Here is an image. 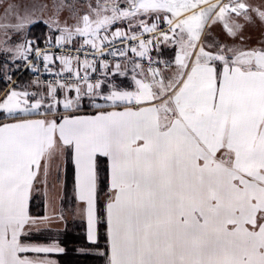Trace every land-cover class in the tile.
<instances>
[{"label":"crops","instance_id":"crops-1","mask_svg":"<svg viewBox=\"0 0 264 264\" xmlns=\"http://www.w3.org/2000/svg\"><path fill=\"white\" fill-rule=\"evenodd\" d=\"M214 4L207 0L179 14L161 2L124 8L126 14L104 27L97 44L141 32H156L158 43L140 44L128 57L98 67L99 84L68 88L72 93L80 89L84 101L74 109L52 110L46 103L47 110L14 111L10 100L18 102L16 95L37 96L41 106L50 98H42V90L49 96L70 93L67 87L33 88L23 75L27 52L22 63L0 55V84L8 83L0 91V115L8 117L0 121V264H60L66 248L58 240L23 237L57 235L82 222L87 240L94 243L102 221L104 264H148L150 259L155 264H264V43L241 44L246 32L231 39L220 29L213 31ZM104 8L119 10L117 5ZM207 8L199 33L185 25L186 17ZM245 17V30L257 31L259 20ZM39 23L48 25L33 22L30 42L29 30ZM163 26L169 32L161 31ZM52 42L48 29L41 46ZM53 64L85 68L61 59ZM157 65L160 74L152 72ZM98 99L104 103L90 106ZM94 116L106 121L95 126L88 121ZM66 122L85 125L73 131ZM100 156L107 157L109 170L101 196ZM46 158L55 164L52 171L35 169ZM67 164L73 168L71 182ZM153 195L157 202L146 198ZM31 204L43 214L30 215ZM152 209L159 213L149 222ZM214 221L217 227L211 226ZM156 227L160 235L151 232ZM195 229L198 235L202 231L208 250L192 245L189 253L184 244L193 240L189 232ZM160 236L164 244L177 238L178 251L147 252ZM217 236L227 242L225 254L219 253ZM141 244L146 246L141 249Z\"/></svg>","mask_w":264,"mask_h":264},{"label":"rangeland","instance_id":"rangeland-1","mask_svg":"<svg viewBox=\"0 0 264 264\" xmlns=\"http://www.w3.org/2000/svg\"><path fill=\"white\" fill-rule=\"evenodd\" d=\"M110 1V0H109ZM113 2H120L123 0H111ZM131 1V0H126ZM151 1L153 3L154 0H146V2ZM160 1L162 4H169V7L176 12V14H179V12H183L184 10L190 9L191 7H195L200 3H204L207 0H156V2ZM145 2V1H144ZM213 9V7L211 6ZM211 9V10H212ZM112 11V14H108L105 11ZM208 8L202 9L199 11V13L192 17H186L184 19L185 25H193V27L196 29L195 33H199V31L202 28L203 24V15L207 13ZM127 10L124 8H119L118 11L112 10V8H104L100 3L97 2V0H0V55L5 56L7 58H15V60H18L19 62H23V57L25 52L28 50V44L30 43V40L27 36L28 28L29 26L36 21H44L47 23V27L49 29V32L51 33L53 40H60V39H68L72 38L74 36H84L87 33H90L93 35L94 40L97 41L101 35L104 34V27H108L110 23H112L113 19L117 18L116 16L121 15L124 16L126 14ZM104 13V14H103ZM172 14V13H171ZM112 15V17H110ZM174 15V14H172ZM106 30V28H105ZM181 33H183L181 31ZM166 34L162 36L163 39H166ZM161 38V39H162ZM171 41L174 39V34L169 37ZM157 38H151L149 41V45L153 43H158L156 41ZM194 41V40H193ZM193 41L190 42V44L193 45ZM264 43V41H263ZM231 50H236L235 46H228ZM189 53L187 51L182 52L183 60H186L188 58ZM13 60V59H12ZM152 71V69H150ZM159 73V65L156 66L154 71ZM154 74V73H153ZM26 76V75H25ZM27 77V76H26ZM29 78V77H28ZM1 85V84H0ZM92 86L95 84H91ZM97 85V83H96ZM24 88V86H21ZM33 87V85H32ZM97 87V86H94ZM66 89V88H65ZM68 93L70 94H56L49 96L46 91H41V97L42 98H48L44 101L42 100L41 106H40V99L37 97H31V99L28 98L27 95L23 96H17L15 99L18 102H15L14 100H10V103L12 101L15 103L14 111H20V112H35L38 110L46 109L45 107L46 103L51 105L52 110L57 109H68V108H76L78 106H81L82 99L81 92L79 89V92H71L72 90L66 89ZM27 94H32L33 92L30 90H26ZM33 100H37L35 103ZM91 105H99L104 103L101 99L91 101ZM106 104V103H105ZM57 112V111H56ZM59 112V111H58ZM8 118L6 116L0 115V121L3 119ZM93 125H98L101 123V125L106 121V118L104 116H94L93 118H89ZM111 121V117H110ZM66 126H70V129L74 131V129H80L81 126L85 125L84 122H66ZM75 126H77L75 128ZM81 133V132H80ZM84 139H81V146ZM80 146V148H81ZM153 150V149H152ZM48 161L44 164H36V168H45L48 172L52 171V168L55 166L54 163H51L50 158H46ZM45 160V161H46ZM39 161V160H38ZM68 168V169H67ZM69 169H73L71 164H67L65 166L66 174H68V177L70 175ZM71 188H73L70 185ZM154 196V195H153ZM148 200H153V202H157L159 197H146ZM159 212L152 209V211L147 212L149 222L150 220H156L157 214ZM146 214V213H145ZM154 218V219H153ZM259 218V217H258ZM169 220V219H168ZM261 218L258 219L260 221ZM171 221V220H169ZM215 222V221H214ZM222 222V220H221ZM170 222H168V225ZM211 226L217 227V223L215 222ZM203 227V225H201ZM227 228H231V226L228 225ZM222 229H224V224L222 226ZM154 230L155 233L160 235V228L156 227L151 230V232ZM150 231V230H149ZM173 232H176V229H174ZM190 239L188 240L189 243L185 242L184 247L187 252L192 253L193 247L196 246L198 251L202 250H208V242L203 243V238L201 239V233H197V230L195 229L192 232H189ZM165 238V237H163ZM163 238L160 236L159 242L154 241L149 245L147 252H153L154 255H158L160 253L164 252H177L179 249V246L176 243V240L173 241L170 239V242L167 244L161 243V239ZM218 240H222L219 236H217ZM157 239V240H158ZM12 240V237H9V241ZM202 241V245H201ZM173 242V243H172ZM227 242L224 241V238L222 241L218 242V250L219 253L225 254L227 249ZM182 245V244H181ZM193 245V247H192ZM146 245L141 244L140 248H144ZM148 246V245H147ZM145 248V249H147ZM211 251L216 252L214 249V246L211 245L210 247ZM152 256L148 253V258H151ZM154 257V256H153ZM141 260H138L137 262H140ZM143 261V260H142ZM170 261V260H169ZM145 263V260L143 261ZM155 262H160V260H155ZM148 264H155L154 260H148L146 261ZM223 264H227L225 260H222ZM159 264V263H158ZM187 264V263H186Z\"/></svg>","mask_w":264,"mask_h":264},{"label":"built area","instance_id":"built-area-1","mask_svg":"<svg viewBox=\"0 0 264 264\" xmlns=\"http://www.w3.org/2000/svg\"><path fill=\"white\" fill-rule=\"evenodd\" d=\"M164 30L168 29L164 28ZM150 37L151 34L142 33L138 37L97 46L92 36L88 34L79 44L71 41L49 43L43 47L31 44L28 49L26 67L29 69L34 87L76 86L85 79L97 82L100 79L94 68L87 74L83 70L75 72L71 69H57L54 68L53 63L56 60L65 59L68 62H81L89 66H106L126 57L139 42L147 43Z\"/></svg>","mask_w":264,"mask_h":264},{"label":"trees","instance_id":"trees-1","mask_svg":"<svg viewBox=\"0 0 264 264\" xmlns=\"http://www.w3.org/2000/svg\"><path fill=\"white\" fill-rule=\"evenodd\" d=\"M48 34V28L42 23L34 24L29 30V37L34 39L39 45H43ZM23 75L30 77L28 71H25ZM8 83L4 82L0 85V91L7 87ZM68 169V168H67ZM99 173V186L100 196L102 192L107 191L108 187V160L105 156L98 158L97 165ZM71 170V169H69ZM73 175V169L70 171V181ZM101 205V201H98ZM29 214L32 216H40L43 211L39 210V207L35 204H31ZM100 234L97 242H90L87 240L84 224L82 222H74L71 230L67 229L64 232L57 235L41 233H33L23 237L24 240L30 242H48L50 240H58L66 248V252L59 256L60 264H104L106 254L99 253L101 249L107 251V235H106V222L102 221L99 226ZM86 249L85 252H80V249Z\"/></svg>","mask_w":264,"mask_h":264},{"label":"flooded vegetation","instance_id":"flooded-vegetation-1","mask_svg":"<svg viewBox=\"0 0 264 264\" xmlns=\"http://www.w3.org/2000/svg\"><path fill=\"white\" fill-rule=\"evenodd\" d=\"M145 1V2H144ZM102 6H116L119 8L129 9L131 7H138L144 3H151L146 0H131V1H118V3L109 0H97ZM154 4H159L160 1H153ZM214 17L212 20L211 29L220 33V30L230 38H236L237 32H246L240 36L241 44L258 43L261 45L264 41V0H215L214 4ZM253 17L259 20V28L255 32L245 30L246 17ZM247 22V21H246ZM220 29V30H219ZM256 33V34H255ZM221 36V35H220Z\"/></svg>","mask_w":264,"mask_h":264}]
</instances>
